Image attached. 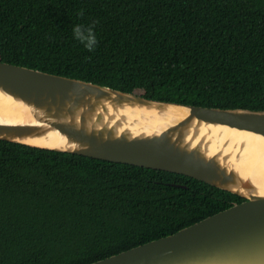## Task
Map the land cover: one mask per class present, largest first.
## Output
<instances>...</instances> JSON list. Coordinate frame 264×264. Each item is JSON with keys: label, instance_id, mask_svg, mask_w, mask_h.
Segmentation results:
<instances>
[{"label": "trees", "instance_id": "trees-1", "mask_svg": "<svg viewBox=\"0 0 264 264\" xmlns=\"http://www.w3.org/2000/svg\"><path fill=\"white\" fill-rule=\"evenodd\" d=\"M94 21L89 51L73 28ZM0 60L264 109V0H0ZM242 200L188 175L0 139V264H87Z\"/></svg>", "mask_w": 264, "mask_h": 264}, {"label": "water", "instance_id": "water-1", "mask_svg": "<svg viewBox=\"0 0 264 264\" xmlns=\"http://www.w3.org/2000/svg\"><path fill=\"white\" fill-rule=\"evenodd\" d=\"M0 139L180 173L243 198L87 264H264V109L148 98L0 60Z\"/></svg>", "mask_w": 264, "mask_h": 264}, {"label": "clouds", "instance_id": "clouds-1", "mask_svg": "<svg viewBox=\"0 0 264 264\" xmlns=\"http://www.w3.org/2000/svg\"><path fill=\"white\" fill-rule=\"evenodd\" d=\"M79 15H83V11L81 10ZM95 21L88 25H82V24H77L73 28V33L75 39L80 41L89 51H93L95 47L98 44L95 32H94V27H95Z\"/></svg>", "mask_w": 264, "mask_h": 264}]
</instances>
